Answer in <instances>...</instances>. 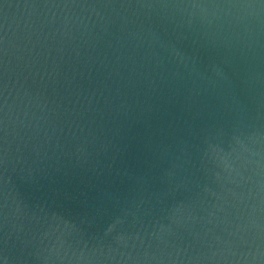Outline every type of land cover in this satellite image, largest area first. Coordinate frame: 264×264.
<instances>
[{
    "label": "water",
    "instance_id": "obj_1",
    "mask_svg": "<svg viewBox=\"0 0 264 264\" xmlns=\"http://www.w3.org/2000/svg\"><path fill=\"white\" fill-rule=\"evenodd\" d=\"M0 264H264V0H0Z\"/></svg>",
    "mask_w": 264,
    "mask_h": 264
}]
</instances>
